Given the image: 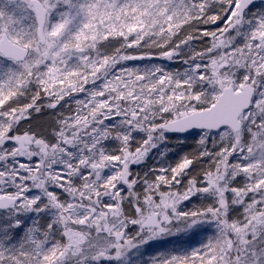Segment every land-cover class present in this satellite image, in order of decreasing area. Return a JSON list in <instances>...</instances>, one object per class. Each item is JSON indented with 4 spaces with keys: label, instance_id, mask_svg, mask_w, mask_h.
Wrapping results in <instances>:
<instances>
[{
    "label": "snow or ice",
    "instance_id": "6c2138e0",
    "mask_svg": "<svg viewBox=\"0 0 264 264\" xmlns=\"http://www.w3.org/2000/svg\"><path fill=\"white\" fill-rule=\"evenodd\" d=\"M0 264H264V0H0Z\"/></svg>",
    "mask_w": 264,
    "mask_h": 264
},
{
    "label": "rangeland",
    "instance_id": "374dc122",
    "mask_svg": "<svg viewBox=\"0 0 264 264\" xmlns=\"http://www.w3.org/2000/svg\"><path fill=\"white\" fill-rule=\"evenodd\" d=\"M147 61H136V62H130V63H134V64H142V63H146ZM159 62V61H157ZM163 63H165L169 68L172 69H176L181 67L178 64H169L168 62L164 61ZM49 119L48 114H46L45 116H39L38 118H35L33 120V126L34 127H38L41 126L42 123H46L47 120ZM173 147L178 151V152H187L190 151L192 148L195 147V142L189 138L188 141L184 144V145H180L175 139L171 142ZM172 159H170L168 162L169 163H175L176 159H178V156L176 155V152L171 153ZM150 164L155 163L154 160L149 161ZM184 243V240H182L179 237L176 238H171V240L169 242H166L163 247L167 248V249H171L173 247H179L180 245H182Z\"/></svg>",
    "mask_w": 264,
    "mask_h": 264
},
{
    "label": "trees",
    "instance_id": "16d2710c",
    "mask_svg": "<svg viewBox=\"0 0 264 264\" xmlns=\"http://www.w3.org/2000/svg\"><path fill=\"white\" fill-rule=\"evenodd\" d=\"M147 63V62H146ZM46 114H48L47 112L43 113L42 115L40 116H45ZM35 119V118H34ZM42 125H44V123H42Z\"/></svg>",
    "mask_w": 264,
    "mask_h": 264
}]
</instances>
